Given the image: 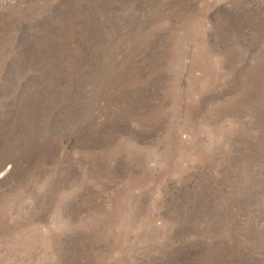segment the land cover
<instances>
[{
  "label": "rangeland",
  "instance_id": "1",
  "mask_svg": "<svg viewBox=\"0 0 264 264\" xmlns=\"http://www.w3.org/2000/svg\"><path fill=\"white\" fill-rule=\"evenodd\" d=\"M0 264H264V0H0Z\"/></svg>",
  "mask_w": 264,
  "mask_h": 264
}]
</instances>
